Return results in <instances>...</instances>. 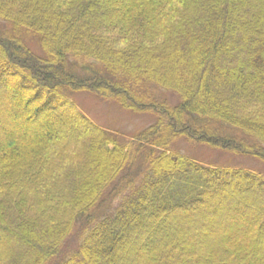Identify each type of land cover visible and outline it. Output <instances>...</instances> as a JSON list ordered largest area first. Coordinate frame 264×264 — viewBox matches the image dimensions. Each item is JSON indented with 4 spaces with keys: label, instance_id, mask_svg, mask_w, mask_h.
Instances as JSON below:
<instances>
[{
    "label": "trees",
    "instance_id": "16d2710c",
    "mask_svg": "<svg viewBox=\"0 0 264 264\" xmlns=\"http://www.w3.org/2000/svg\"><path fill=\"white\" fill-rule=\"evenodd\" d=\"M183 138L264 164V0H0V264H264V175Z\"/></svg>",
    "mask_w": 264,
    "mask_h": 264
},
{
    "label": "rangeland",
    "instance_id": "374dc122",
    "mask_svg": "<svg viewBox=\"0 0 264 264\" xmlns=\"http://www.w3.org/2000/svg\"><path fill=\"white\" fill-rule=\"evenodd\" d=\"M26 40L36 52L41 51L35 38L26 37ZM159 96L166 97L171 102H177V96L172 92H160ZM75 97L82 111L96 123L128 136H132L140 129L142 130V127L151 120L150 116L144 117L143 115L142 117L131 114L123 110L112 100H106L88 92H80L76 94ZM71 122V119H67L65 123L68 124ZM175 146L183 153L191 155L198 161L204 163L244 166L264 175V164L257 158L237 154L234 155L221 150H215L206 145L190 143L184 138L179 139L178 142L175 143Z\"/></svg>",
    "mask_w": 264,
    "mask_h": 264
}]
</instances>
